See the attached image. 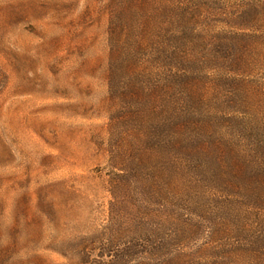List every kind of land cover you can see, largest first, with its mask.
I'll list each match as a JSON object with an SVG mask.
<instances>
[{"label": "rangeland", "instance_id": "rangeland-1", "mask_svg": "<svg viewBox=\"0 0 264 264\" xmlns=\"http://www.w3.org/2000/svg\"><path fill=\"white\" fill-rule=\"evenodd\" d=\"M114 1L0 0V264H264V156L228 118L247 86L264 89V2L127 0L129 67L148 86L173 75L174 96L192 88L186 132L200 142L176 154L158 136L161 102L135 99L144 83L112 63ZM161 5L188 18L172 68L135 44L145 21L156 33ZM237 32L255 36L245 65L216 53ZM247 238L262 239L258 255L229 254Z\"/></svg>", "mask_w": 264, "mask_h": 264}, {"label": "trees", "instance_id": "trees-1", "mask_svg": "<svg viewBox=\"0 0 264 264\" xmlns=\"http://www.w3.org/2000/svg\"><path fill=\"white\" fill-rule=\"evenodd\" d=\"M141 1L143 2L141 3L140 7L146 4V1ZM262 1L264 2V0ZM115 3V8L113 10L114 15L112 16L110 23V38L113 45L111 50V60L113 62H111L114 64V62H117L119 59L121 67L117 70H119L118 72L122 77H127V80L132 81L134 80V76H138L137 78H139V80L144 83L141 86L133 88V97H135V99H140V97H142L144 98L143 100L151 99L157 101L158 103L161 102V115L159 120L164 117L163 119H165V121H162H164L163 126L165 128L162 129L158 136H161L160 140H162V144L165 145L166 142L167 144H170V150H174V153L176 154L178 153V151L188 152V146L190 142H193V144H197L198 141L200 142V140L196 142L198 138H195V140H193V136L189 135L186 132L190 119L189 115H187L183 111V104L189 103L190 99L194 96L190 83H186L185 86H181V88L179 86L180 90L182 91L180 93L181 96H174L176 95V93L174 94L176 87L173 75L165 73V77L163 79L160 78L159 80H155L154 83L148 86L149 80L151 78V73L147 74L148 72L146 69L139 70L141 68L138 67L141 65L139 62L138 65H135L137 67H129L132 63H137V60L132 59V56H130L133 53L130 55L128 54V58H126L125 52L123 50L124 45L121 44V32L119 33V31L122 30V28L125 27L126 22L129 21V19H127L128 13H131V15H133L137 12L135 11L136 2L129 3L127 2V0H119V3ZM172 8L173 9H171L170 6L164 7L162 5L161 7L155 6V17L150 16L148 18L147 27H151L152 18H156L158 30L154 34L147 33L145 21L143 26H141V34H145L144 39L141 40V37H137V40H135L136 47L139 48L138 50L142 51L152 48L157 52L159 56H163L161 58L167 59L168 62H166V65H169L170 68H172V64L177 57V49L180 54L178 59H180V61L184 60V57H182V52L178 46L176 48V44L177 40H183L184 32L181 31V28H183L184 23L188 21L184 9L180 11L182 13V11L184 10L182 15L177 16V14L174 13V10H176L175 6H172ZM176 24L178 25L175 27ZM254 38V35L246 32H237L232 35H230L229 33H225L223 40H220L222 41V44H219L218 46L226 44V47L216 50V53L221 54L222 58L220 57V59L226 64L230 63L231 65H234L235 63H242V65H245V61L249 60V57L251 55H255V50H253L251 46L253 44ZM116 72V69L114 72V68L112 66L110 77L113 78ZM242 92L243 93L239 98H237L236 101L238 103L236 106L238 108L236 113L239 114L230 115L228 118L229 120H235L236 122L244 125V131L248 132L252 137L256 139L259 138L258 140L254 139V143L250 144L251 147L248 150V154H261L264 156V114H261L259 109L260 103L264 105V89L247 86L246 89H244ZM147 109L148 114H146V117L148 119L149 114H152L154 110L149 105ZM167 119L169 120L168 122ZM209 125V123H201L199 125V128L203 127V132L209 131L210 133ZM149 137L150 134L148 129L143 131L142 141H146ZM201 146H198V148L195 149L198 150L201 148L204 152L209 153L210 150L220 148V142L218 140L213 141L211 144H209V142H204V145L202 147ZM191 150L189 152H191ZM220 152L224 151L222 150ZM122 179H120L119 181L121 184H123L124 182V180ZM261 240V238H247V242H231L229 245L230 247H228L229 254H234L233 256L237 257H244V255L248 253L252 255H258V245Z\"/></svg>", "mask_w": 264, "mask_h": 264}]
</instances>
